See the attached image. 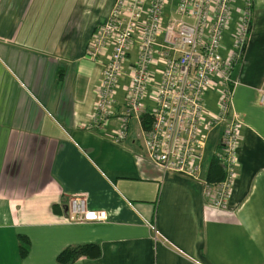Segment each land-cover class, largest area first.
I'll return each instance as SVG.
<instances>
[{
	"label": "crops",
	"instance_id": "0c3cea01",
	"mask_svg": "<svg viewBox=\"0 0 264 264\" xmlns=\"http://www.w3.org/2000/svg\"><path fill=\"white\" fill-rule=\"evenodd\" d=\"M113 0H0V264H57L67 245L96 243L95 256L66 264H264V0H251L250 24L231 109L239 121L236 175L225 207L208 205L222 123L205 129L199 178L162 172L126 138L85 127L96 98L102 60L85 54ZM171 0L167 5H172ZM233 0L221 36L225 53L239 15ZM134 56L129 51L126 63ZM126 75L118 78L121 100ZM218 87L204 104L216 110ZM148 103V98H144ZM207 176V177H206ZM81 193L102 220L69 221L67 198ZM149 224L156 229L154 234ZM27 251L18 252V236Z\"/></svg>",
	"mask_w": 264,
	"mask_h": 264
},
{
	"label": "built area",
	"instance_id": "2783aa9c",
	"mask_svg": "<svg viewBox=\"0 0 264 264\" xmlns=\"http://www.w3.org/2000/svg\"><path fill=\"white\" fill-rule=\"evenodd\" d=\"M113 0L89 37L85 54L102 60L96 98L85 127L104 128L115 118L111 139L122 142L131 121L138 126L146 158L162 172L173 171L199 178L204 130L222 123L213 157L222 166L215 180L202 178L207 203L223 208L236 175L239 121L231 109L236 79L230 71L245 47L251 0H241L235 28L225 53L221 36L233 0ZM134 48L133 59L126 63ZM126 75L121 100L115 97L118 78ZM263 86L258 101L264 104ZM216 85V110L204 104L206 89ZM148 98V103L144 98ZM148 126L143 127L144 116ZM69 221L102 220L105 212L87 206L85 196L66 200ZM154 234L156 229L149 224Z\"/></svg>",
	"mask_w": 264,
	"mask_h": 264
},
{
	"label": "trees",
	"instance_id": "16d2710c",
	"mask_svg": "<svg viewBox=\"0 0 264 264\" xmlns=\"http://www.w3.org/2000/svg\"><path fill=\"white\" fill-rule=\"evenodd\" d=\"M143 127L148 126V118L145 115L143 118ZM210 176L207 180H215L221 177L222 175V166L220 162H218L214 157L210 160L208 165V172ZM66 205V202L64 203V206ZM63 214H66V208L63 209ZM18 236V252L20 255L24 254L27 251L28 248V240L27 237L19 234ZM98 253V247L96 243H81V244H75V245H67L61 250H59L55 256V261L57 264H66L72 260H74L76 257L80 255L85 256H95Z\"/></svg>",
	"mask_w": 264,
	"mask_h": 264
},
{
	"label": "rangeland",
	"instance_id": "374dc122",
	"mask_svg": "<svg viewBox=\"0 0 264 264\" xmlns=\"http://www.w3.org/2000/svg\"><path fill=\"white\" fill-rule=\"evenodd\" d=\"M119 91H120V88H119L118 83H117V85H116V89H115V93H116V95L119 93ZM204 102H205V101H204ZM132 137L135 139L136 148H137V149H139V148L142 149V147H141V139H140V136H139L137 130H136V133L133 132ZM142 151H143V150H142Z\"/></svg>",
	"mask_w": 264,
	"mask_h": 264
}]
</instances>
